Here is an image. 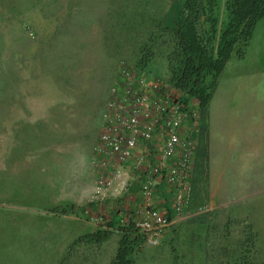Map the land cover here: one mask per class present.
<instances>
[{
  "label": "rangeland",
  "instance_id": "rangeland-1",
  "mask_svg": "<svg viewBox=\"0 0 264 264\" xmlns=\"http://www.w3.org/2000/svg\"><path fill=\"white\" fill-rule=\"evenodd\" d=\"M213 1L211 14L216 15L219 29L225 20L223 0ZM208 2L200 0L202 11L209 10ZM175 4L174 0H0V148L7 143V128L1 124L7 122L4 109L14 76L8 70V56L30 54V40L38 37V31L52 30L57 22L58 32L63 28L64 36L76 42L70 49L77 50L83 39L78 33L84 34L96 20L94 14L106 9L110 25L118 27L111 47L119 67L128 64L165 80L169 76L166 58L174 48L168 27ZM80 10L83 15H77ZM208 13L200 15V28L209 24ZM75 15V23L70 24ZM55 55L61 57L60 52ZM106 65L111 67V63ZM105 93L104 86L101 100ZM90 97L83 96L87 104L82 115L93 121L97 118ZM31 138L33 143L39 141ZM197 144L193 212L200 215L179 225L176 234L158 246L144 244L136 264H230L232 258L238 264H264V18L256 25L244 59H231L224 70L210 102L205 137L201 140L197 133ZM208 146L212 169L208 157L202 156L204 149L209 154ZM15 155L3 154L4 167L0 169V264H61L63 260L67 264L68 246L75 247L72 244L82 233L77 234L75 226L66 229L64 221L44 214L53 207L37 197L38 176L27 179L23 173L9 170ZM222 172L227 184L218 183L223 180ZM218 184L222 187L217 188ZM220 204L223 207L219 208ZM116 244L113 238L100 250L79 257L109 264Z\"/></svg>",
  "mask_w": 264,
  "mask_h": 264
},
{
  "label": "crops",
  "instance_id": "crops-1",
  "mask_svg": "<svg viewBox=\"0 0 264 264\" xmlns=\"http://www.w3.org/2000/svg\"><path fill=\"white\" fill-rule=\"evenodd\" d=\"M101 10L94 14L96 20L85 29L84 34L77 32L83 38L82 43L78 41L77 50L70 49L76 42L64 36L63 28L58 32L56 22L54 29L38 31V37L30 40V54L22 58L19 55L8 56V70L14 76L12 84L10 78L12 92H8L7 108L4 109L7 110V122L1 124L7 128V143L0 148V169L4 167L3 154H16L9 170L23 173L27 179L33 174L38 176L37 197L43 200L42 204L49 202L53 207L49 212L44 210L49 219L64 221L66 229L75 226L77 234L82 233L80 237L99 231L113 233L99 246H68L70 258L67 264H79V260L80 264H95L90 263L91 258L86 260L79 256L100 250L113 238L117 240V248L123 231L121 228L131 222L130 216L140 205L141 177L130 163H122L115 156L98 149L111 88L119 76L118 57L111 47L118 27L113 28L106 9ZM83 12L80 10L77 15H83ZM76 17L71 19L70 24L75 23ZM61 36L64 39L58 40ZM53 46L61 47V50L57 51ZM50 48L55 52L52 53ZM58 52L61 57L52 56ZM107 63H111V67ZM104 86L106 93L101 100ZM85 95L93 96L88 101L95 106L93 113L97 119L93 121L89 116L82 115L87 104L83 99ZM31 136L39 141L33 143ZM32 144L35 145L31 147ZM208 149L209 165L210 146ZM140 151L141 147L137 152ZM224 174H220L223 180L226 177ZM192 178L189 212L172 219V225L160 243L175 235L179 225L183 226L200 215L193 212L196 186ZM101 180L104 185L99 184ZM223 180L218 183H228ZM221 187L218 184L217 188ZM172 196L169 197L161 186L157 194L158 207L163 210L170 208ZM220 205L219 208L223 207V204ZM62 209L69 212L60 214ZM61 262L66 264L64 260Z\"/></svg>",
  "mask_w": 264,
  "mask_h": 264
},
{
  "label": "built area",
  "instance_id": "built-area-1",
  "mask_svg": "<svg viewBox=\"0 0 264 264\" xmlns=\"http://www.w3.org/2000/svg\"><path fill=\"white\" fill-rule=\"evenodd\" d=\"M110 94L98 149L130 163L141 177L140 205L130 221L146 245L158 246L172 219L189 212L200 125L198 104L184 102L168 80L150 77L124 63ZM140 147L142 151L137 152ZM161 186L169 197L173 195L166 210L157 204Z\"/></svg>",
  "mask_w": 264,
  "mask_h": 264
},
{
  "label": "trees",
  "instance_id": "trees-1",
  "mask_svg": "<svg viewBox=\"0 0 264 264\" xmlns=\"http://www.w3.org/2000/svg\"><path fill=\"white\" fill-rule=\"evenodd\" d=\"M174 1L172 24L168 27L174 37V48L166 58L169 74L166 80L181 94L184 102H197L202 140L207 131L210 102L218 82L231 59H244L256 25L264 18V0H223L225 20L219 29L216 15L211 14L214 1L211 3L209 0L210 7L205 12L199 7L200 0ZM206 13L209 24H203V28H200V15ZM202 153L203 157L207 156V150L204 149ZM68 212L62 209L59 213ZM121 230L122 235L109 264H136V255L145 244L144 238L132 222ZM112 235V232L99 231L78 238L72 245L99 246ZM230 264L238 262L232 258Z\"/></svg>",
  "mask_w": 264,
  "mask_h": 264
},
{
  "label": "bare ground",
  "instance_id": "bare-ground-1",
  "mask_svg": "<svg viewBox=\"0 0 264 264\" xmlns=\"http://www.w3.org/2000/svg\"><path fill=\"white\" fill-rule=\"evenodd\" d=\"M230 126V125H229ZM232 127V126H231ZM158 262V261H157ZM160 264V263H159Z\"/></svg>",
  "mask_w": 264,
  "mask_h": 264
}]
</instances>
